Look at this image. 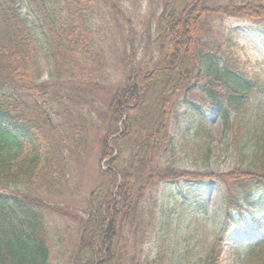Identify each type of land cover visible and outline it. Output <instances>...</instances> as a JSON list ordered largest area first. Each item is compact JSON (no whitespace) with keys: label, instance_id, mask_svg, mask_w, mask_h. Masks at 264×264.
<instances>
[{"label":"trees","instance_id":"obj_1","mask_svg":"<svg viewBox=\"0 0 264 264\" xmlns=\"http://www.w3.org/2000/svg\"><path fill=\"white\" fill-rule=\"evenodd\" d=\"M109 1L120 10V0ZM148 1L161 10L156 53L145 66L127 69L124 85L106 92L93 67L98 60L93 24L103 0H0V264H49L50 216L78 230L67 264L158 263L159 257L137 256V249L155 212L156 187L182 181L222 184V214L199 264H220L233 227L254 222L264 230L257 221L264 212V82L245 70L213 29L214 19L223 16L264 23V0ZM260 31L264 42V25ZM44 46L53 72L37 82ZM194 91L217 109L229 143L234 139L227 132L229 114L249 108L244 138L234 151L239 166L202 174L162 156L176 147L170 123L180 105L194 107ZM98 93L107 104L99 115L93 186L81 208L63 207L53 199L67 186L66 143L77 145L87 132L65 117L92 106L89 100ZM238 264H264V236L245 245Z\"/></svg>","mask_w":264,"mask_h":264},{"label":"rangeland","instance_id":"obj_2","mask_svg":"<svg viewBox=\"0 0 264 264\" xmlns=\"http://www.w3.org/2000/svg\"><path fill=\"white\" fill-rule=\"evenodd\" d=\"M120 2L118 10L116 7L111 8L109 0H103L100 14L95 17L93 24L98 56L97 65H93L97 69L95 80L99 82L101 90L106 92L124 85L127 69L145 66L156 53L154 30L160 8L148 0ZM263 25V22L230 16L213 21L216 35L223 38L224 43L228 42L245 70L258 75L264 82V42L258 36ZM42 40L46 42L45 38ZM133 49H138L137 56L133 54ZM40 56L37 82L50 79L53 72L47 47H43ZM196 96L197 91L191 93V97ZM198 98L193 100V108L186 104L177 108V117L171 120L169 127L176 147L171 154L165 152L162 156L190 172H227L240 164L239 156L234 151L244 138L243 124L249 108L241 109L236 116L233 112L229 114L232 126L227 132L230 139L234 138L229 143L224 137V126L215 108ZM89 101L92 106H84L77 113L74 111L65 117L87 132L84 134L86 139L83 137L77 145L74 142L66 143L69 152L67 186L62 194L53 199L63 207L81 208L95 178L98 159L95 142L102 133L99 115L101 108H106L107 97L98 93ZM197 106L204 115L203 120L197 115ZM82 117H88L90 121L85 125ZM61 120L64 121L63 118ZM55 122L59 120L55 118ZM196 130L199 133L194 136ZM58 147L63 149L60 145ZM231 156L236 158L235 162H230ZM210 180L202 183L183 181L156 187L153 195L157 197L155 212L141 247L137 249V256L140 253L142 259L149 261L159 257L155 264H199L214 240L223 210L222 184ZM50 218L48 227L54 245L49 264H67L77 246L78 230L59 216ZM258 220L263 222L264 215L259 216ZM263 235L264 230L256 224H249L242 229L233 227L225 237L220 264H238L245 244ZM127 251L132 252L133 248L128 245Z\"/></svg>","mask_w":264,"mask_h":264}]
</instances>
